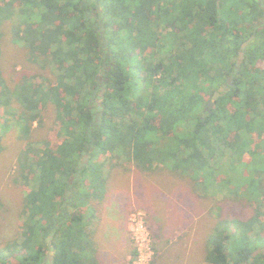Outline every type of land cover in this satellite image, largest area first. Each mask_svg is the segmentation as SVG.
Segmentation results:
<instances>
[{
	"label": "trees",
	"instance_id": "16d2710c",
	"mask_svg": "<svg viewBox=\"0 0 264 264\" xmlns=\"http://www.w3.org/2000/svg\"><path fill=\"white\" fill-rule=\"evenodd\" d=\"M233 3L0 0V156L10 135L22 142L13 182L25 190L0 264H99L94 203L115 180L103 158L221 193L206 264H264L252 256L264 249V9ZM7 24L16 53L51 78L6 72ZM50 109L57 143L33 141Z\"/></svg>",
	"mask_w": 264,
	"mask_h": 264
},
{
	"label": "rangeland",
	"instance_id": "374dc122",
	"mask_svg": "<svg viewBox=\"0 0 264 264\" xmlns=\"http://www.w3.org/2000/svg\"><path fill=\"white\" fill-rule=\"evenodd\" d=\"M232 1L228 6L230 10L235 8ZM260 22H264V17L258 19V24ZM10 29L11 25L7 24L6 72L10 76L25 73L36 83H40L41 76L51 78L49 71L16 53L19 46L9 43ZM53 124L54 113L50 109L44 112L42 126L34 123L32 140L48 139L56 144L57 128ZM10 136L7 140L9 148L0 156V202L7 208L0 211L1 243L20 233L18 214L25 192L21 183L13 182L22 142L11 140L14 136ZM102 161L111 168L114 166L115 180L113 188L94 203L99 264H206L208 236L218 215L214 208L223 203L221 193L213 196L209 188L206 190L209 197L202 198L192 189V181L183 180L169 171L161 175L142 172L121 158L114 163L104 158ZM199 193L204 195L203 190ZM223 207L226 214L228 207L224 204ZM252 210L247 207L244 211L249 216ZM86 213L84 210L83 214Z\"/></svg>",
	"mask_w": 264,
	"mask_h": 264
},
{
	"label": "water",
	"instance_id": "95a60500",
	"mask_svg": "<svg viewBox=\"0 0 264 264\" xmlns=\"http://www.w3.org/2000/svg\"><path fill=\"white\" fill-rule=\"evenodd\" d=\"M254 39V37H252L250 40H248L243 46L242 48L245 50L248 45L251 43V41ZM244 61V52H241L240 55H239V61H238V64L240 65L242 62ZM227 82L228 84L232 85L233 84V79L232 77H228L227 79ZM225 92V87H221L218 89V91H216L212 98H211V101L208 105V109L212 108L214 106V103L217 101V99L220 97L221 93H224ZM264 253V249H258L257 251H255L252 256L253 257H257L258 255ZM46 261H50L51 263H53L54 261V256H53V253H50V255H48L46 257Z\"/></svg>",
	"mask_w": 264,
	"mask_h": 264
},
{
	"label": "flooded vegetation",
	"instance_id": "af4514ba",
	"mask_svg": "<svg viewBox=\"0 0 264 264\" xmlns=\"http://www.w3.org/2000/svg\"><path fill=\"white\" fill-rule=\"evenodd\" d=\"M260 1H261L262 3H264V0H260ZM261 6H262V8L264 9V7H263V4H262ZM260 23H262V24H263L264 22H260ZM260 23H259V24H257V25H256V27H257V26H260V25H261Z\"/></svg>",
	"mask_w": 264,
	"mask_h": 264
}]
</instances>
